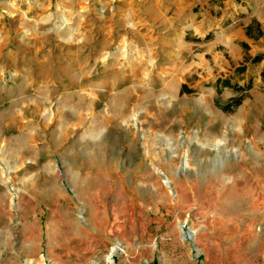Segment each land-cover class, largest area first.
Listing matches in <instances>:
<instances>
[{
    "label": "rangeland",
    "instance_id": "1",
    "mask_svg": "<svg viewBox=\"0 0 264 264\" xmlns=\"http://www.w3.org/2000/svg\"><path fill=\"white\" fill-rule=\"evenodd\" d=\"M187 23L174 0H0V264H264V68ZM136 66L205 105L171 118L174 139L144 108L106 122L92 86Z\"/></svg>",
    "mask_w": 264,
    "mask_h": 264
},
{
    "label": "bare ground",
    "instance_id": "2",
    "mask_svg": "<svg viewBox=\"0 0 264 264\" xmlns=\"http://www.w3.org/2000/svg\"><path fill=\"white\" fill-rule=\"evenodd\" d=\"M119 71L120 70H118V68L116 67L111 68V69H108V68L103 69L102 72L104 76L102 80L99 83L97 82V84L92 86V87H96L97 89H99L97 90L98 96L106 95V97L109 99L108 106H109L110 115H105V120L110 125L118 126L120 120H124V119L127 120L128 114L131 111V107L144 108L145 112L140 115V118H142L141 126L149 127L148 133H150V136L153 137L155 134H157V132L163 131L164 133H168L169 136L172 139H174L175 133H176L175 130L179 126V124L178 125L171 124L172 122L171 118L176 113H180L184 116L188 112L191 113L198 104L203 105L202 103L189 101L188 99L187 100L177 99L175 90L171 89L168 83H162L158 86L154 84L147 85L146 83L143 82L142 75H141L142 73H141V70L138 68V66L135 67V69L133 70V73L130 75L131 76L130 78L128 77V75L123 77L122 76L123 73ZM45 72L47 71L46 70L43 71L41 77L48 79L47 73L45 74ZM68 82L69 83L66 86H68L71 89H76V87L81 88L83 87V84H84V83L82 85L77 84L74 78H71ZM45 84H48V83L45 82ZM122 86H126V87L118 91V89ZM48 88L49 89L47 90L46 93H49L50 97L52 98L53 96L52 94L55 93L56 89H54V85H50V84ZM64 89L66 88H62V90ZM25 91H26V94H30L31 89L27 86ZM83 94L85 95V93ZM15 103L16 101L12 102L11 104L15 105ZM99 103H100L99 101L96 102V104H99ZM77 106L81 108L83 107V104L79 102ZM203 106L205 107V105ZM209 119H210V122H215V124H218L222 127L227 126L230 123H235V120H228L226 118H222L219 116V114H214ZM183 129L186 130L187 133H189L187 124L184 125ZM203 136L207 138H211L214 136V133L211 132L209 135H203ZM158 138L153 139L152 145L154 143L162 141L160 140V138L159 139ZM201 152L202 154H207L206 150L201 149ZM241 208L242 207H239V205H237L235 201H232L231 204H229V206L226 207V210L232 215V214H238L239 211H241L240 210ZM117 250H118L117 247L112 248L109 258L113 256L117 252ZM94 264L96 263L94 262Z\"/></svg>",
    "mask_w": 264,
    "mask_h": 264
},
{
    "label": "crops",
    "instance_id": "3",
    "mask_svg": "<svg viewBox=\"0 0 264 264\" xmlns=\"http://www.w3.org/2000/svg\"><path fill=\"white\" fill-rule=\"evenodd\" d=\"M174 4L177 14H186L196 40L209 50L229 52L236 67L245 61L264 68V0H174ZM256 56L263 60L253 62ZM227 81L228 87L234 86Z\"/></svg>",
    "mask_w": 264,
    "mask_h": 264
},
{
    "label": "trees",
    "instance_id": "4",
    "mask_svg": "<svg viewBox=\"0 0 264 264\" xmlns=\"http://www.w3.org/2000/svg\"><path fill=\"white\" fill-rule=\"evenodd\" d=\"M247 34H250V27H249V29H247ZM258 34H259V36H261L262 31L259 30V33ZM262 60H263V56H256L255 58H253L252 61L253 62H259V61H262ZM239 71L244 72L245 71V67H240ZM229 85H230V83L228 81H225L224 82V87H228ZM185 87H186V85L184 84L182 86V89L184 90ZM241 88L242 87H238L239 90H241ZM232 103H233L232 105L231 104H228V105L224 106L223 109L225 111H229L233 105L234 106H239L242 103V98L241 97L240 98H237Z\"/></svg>",
    "mask_w": 264,
    "mask_h": 264
}]
</instances>
